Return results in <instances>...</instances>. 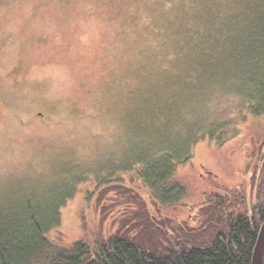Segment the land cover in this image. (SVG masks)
<instances>
[{
	"label": "rangeland",
	"instance_id": "1",
	"mask_svg": "<svg viewBox=\"0 0 264 264\" xmlns=\"http://www.w3.org/2000/svg\"><path fill=\"white\" fill-rule=\"evenodd\" d=\"M212 2L213 15L242 3L0 0V216L51 208L74 193L49 238L70 247L94 242L102 228L113 234L122 207L134 206L128 193L153 199L138 159L166 146L186 151L175 142L188 130L198 139L174 182L188 185L192 199L208 190L200 164L217 184L238 182L264 118L250 115L235 92H190L188 65L204 48L191 39L200 38L198 18ZM172 213L184 222L188 210Z\"/></svg>",
	"mask_w": 264,
	"mask_h": 264
},
{
	"label": "trees",
	"instance_id": "2",
	"mask_svg": "<svg viewBox=\"0 0 264 264\" xmlns=\"http://www.w3.org/2000/svg\"><path fill=\"white\" fill-rule=\"evenodd\" d=\"M241 1L227 6L229 13L219 9L214 15L211 8L216 7V2H212L213 6L205 10L207 16H197L203 22V31L200 38L193 35L191 40L198 48L197 42L202 39L204 48L199 46L201 58L193 57L188 65L194 78L190 80V92L196 96L210 89L235 92L246 103L240 105L250 115L264 118V0ZM196 27L195 24L193 30L199 33L202 28ZM213 127L209 131L212 140ZM220 128L219 125L215 130ZM193 132L188 130L175 142L185 144L186 151H172L160 144V156L138 159L139 177L153 199L149 204L133 192L128 193L130 205L135 207H122L123 217L114 220L118 228L113 234L103 233L102 228L94 242L82 240L70 247L49 238L60 227L61 208L74 193L51 208L27 211L19 207L17 214L0 216V264H252L264 223V194L262 197L258 190L255 207H251L246 193L229 201L223 193L209 191L216 187L211 184L192 199L188 185L182 187L174 182V174L189 160L191 145L198 139ZM219 141H224L222 135ZM247 155L243 171L257 164L260 184H264V132L247 149ZM120 169L128 172L132 168L117 170ZM207 180L214 183L208 177ZM105 194L99 205L102 211ZM189 200L191 204L186 202ZM177 207L188 210L184 222L177 221L172 213ZM199 218L201 227L205 225L203 230L195 228Z\"/></svg>",
	"mask_w": 264,
	"mask_h": 264
},
{
	"label": "flooded vegetation",
	"instance_id": "3",
	"mask_svg": "<svg viewBox=\"0 0 264 264\" xmlns=\"http://www.w3.org/2000/svg\"><path fill=\"white\" fill-rule=\"evenodd\" d=\"M200 167L202 168V170H204L206 172V173L202 174V177L207 176L208 178H210L213 181L216 180L214 177H218V176L215 175L214 172L209 171V169L206 165L200 164ZM243 176L248 178L246 180V182H244ZM237 181L238 182L234 183L233 185L223 184V183L217 184V183H215V181H214V183L212 182V184H216V187H214L216 189V192L223 193L224 198L226 200H229V201H231L232 198H234L235 200H238L239 196L243 195L244 193H247V191H248L250 194V196L248 197V198H250L249 205H251V207H255L254 196H255V194H257V191L259 190V192H261L262 197L264 194L263 193L264 190H262V188L264 187V184H260L258 165L253 164V166H251V168L248 171H243V173L240 174V179ZM198 220H199V222L195 228H199L200 230H203L205 225L203 224V227H201L202 218H199Z\"/></svg>",
	"mask_w": 264,
	"mask_h": 264
},
{
	"label": "water",
	"instance_id": "4",
	"mask_svg": "<svg viewBox=\"0 0 264 264\" xmlns=\"http://www.w3.org/2000/svg\"><path fill=\"white\" fill-rule=\"evenodd\" d=\"M252 264H264V223L262 224L258 234Z\"/></svg>",
	"mask_w": 264,
	"mask_h": 264
}]
</instances>
